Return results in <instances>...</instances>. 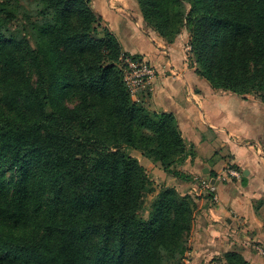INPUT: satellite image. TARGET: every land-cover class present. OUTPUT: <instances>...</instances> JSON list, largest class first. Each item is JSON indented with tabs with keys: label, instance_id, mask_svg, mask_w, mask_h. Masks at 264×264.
<instances>
[{
	"label": "trees",
	"instance_id": "1",
	"mask_svg": "<svg viewBox=\"0 0 264 264\" xmlns=\"http://www.w3.org/2000/svg\"><path fill=\"white\" fill-rule=\"evenodd\" d=\"M0 1V264H182L200 200L157 192L133 154L194 183L176 116L125 81L127 57L153 65L98 36L93 0ZM137 2L167 43L189 32L188 64L213 89L264 103V0ZM219 262L252 264L240 248Z\"/></svg>",
	"mask_w": 264,
	"mask_h": 264
},
{
	"label": "crops",
	"instance_id": "2",
	"mask_svg": "<svg viewBox=\"0 0 264 264\" xmlns=\"http://www.w3.org/2000/svg\"><path fill=\"white\" fill-rule=\"evenodd\" d=\"M95 6L126 52L153 65L156 74L136 99H143L151 111L176 116L187 147L194 150L179 170L196 183L205 180L215 186L211 200L201 198L188 258L205 264L232 248L258 242L263 247L264 103L253 95L213 89L199 77L194 64H188V36L169 44L136 28L132 15L140 24L143 20L137 1L101 0ZM145 167L155 184L171 183L180 191L192 187V182L169 177L150 160H145ZM227 167L239 169L241 178L218 180ZM243 254L250 261L254 255L247 249Z\"/></svg>",
	"mask_w": 264,
	"mask_h": 264
},
{
	"label": "rangeland",
	"instance_id": "3",
	"mask_svg": "<svg viewBox=\"0 0 264 264\" xmlns=\"http://www.w3.org/2000/svg\"><path fill=\"white\" fill-rule=\"evenodd\" d=\"M94 1V2H93ZM92 1V4H93V9H94V11L97 13V14H99L98 12H97V8H96V6H95V1H101V0H93ZM102 1H137V0H102ZM4 1H0V3H3ZM122 12V11H121ZM142 14V13H141ZM100 15V14H99ZM129 17H131V15H129ZM103 18V17H102ZM135 17L132 15V20L135 22L134 24L135 25H137L136 26V28H140L145 34H147V35H149L150 37H153L152 35H153V33L154 34H156V35H158V36H160L158 33H157V31H154V29H152V27H149L148 25H147V23L145 22V19H144V17H143V14H142V22H141V24L136 20L135 21ZM16 20V25H14V26H21V25H23V21H22V16H21V14H20V16L19 17H17V19H15ZM140 24V25H139ZM104 29H108V30H110V31H112L111 29H110V27L109 26H107L106 25V23H105V21L103 20L102 22H101V26H100V28H99V31H98V36H102L103 34H104ZM113 32V31H112ZM114 33V32H113ZM115 34V33H114ZM116 35V34H115ZM184 35H186V36H188L189 38H188V44H187V46H189V40H190V35H189V32L187 31V30H184L183 31V33L179 36V37H182V36H184ZM178 37V38H179ZM119 39V38H118ZM122 43V42H121ZM34 44V43H33ZM123 45V44H122ZM190 47V46H189ZM123 49H124V52H126V50H125V48H124V46H123ZM127 53V52H126ZM137 56H140V55H137ZM141 57V56H140ZM253 96H255V95H253ZM136 98H137V96H135ZM257 97V96H256ZM258 98V97H257ZM133 154L136 156V157H138L141 161H142V163L144 164V166H145V158H143V157H141L140 156V153L139 152H133ZM148 160V159H147ZM147 169V168H146ZM147 171H148V173L150 174V172H149V170L147 169ZM151 175V174H150ZM152 177V176H151ZM172 178V177H171ZM178 181V180H177ZM161 185H162V183H161ZM161 185L160 184H158V183H156V187H157V192H159V189H160V187H161ZM169 185H171V183H166V186H169ZM160 186V187H159ZM163 186V185H162ZM177 188H178V186L177 185H175ZM181 187H179L178 188V190L180 189ZM157 192L156 193H153V194H151V195H149L148 197H146V208H148V206H149V204H150V202L154 199V197L156 196V194H157ZM181 192V194H190V195H192V196H194V197H198L199 198V207H200V205H201V198H206V196H208V192L199 184V181L196 183V182H194L193 184H192V187H190V190H184V191H180ZM198 207V208H199ZM147 215V214H146ZM196 223V222H195ZM195 228V227H194ZM195 233V229H193V231H192V233H191V237H190V239H189V241H188V248H189V250L186 252V255H185V259L183 260V263L182 264H196V263H192L193 262V260H190V258H188L189 257V255H191L190 253L192 252V250L194 249V246L191 244V240H192V238H193V234ZM259 243V242H258ZM258 243H255L254 245H250L249 247H244V249H242L243 247H241V249L243 250V252H244V250H249L252 254H254L253 256H252V259H251V263L252 264H264V246L263 247H261V246H259V244ZM190 257H192V256H190ZM221 256H217V258H214V259H212V260H205L206 262H205V264H222V263H220L219 262V258H220ZM192 259V258H191ZM248 260V259H247Z\"/></svg>",
	"mask_w": 264,
	"mask_h": 264
},
{
	"label": "built area",
	"instance_id": "4",
	"mask_svg": "<svg viewBox=\"0 0 264 264\" xmlns=\"http://www.w3.org/2000/svg\"><path fill=\"white\" fill-rule=\"evenodd\" d=\"M191 48L187 47V52L190 53ZM126 65L125 81L130 88L132 94L136 96L137 92L144 88L150 80L155 76V69L145 61H134L127 57L124 60ZM242 173L234 167H227L226 170L218 177V180L225 181L228 179H239ZM200 185L208 192L215 193V186L211 181L201 180Z\"/></svg>",
	"mask_w": 264,
	"mask_h": 264
}]
</instances>
